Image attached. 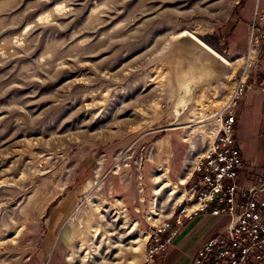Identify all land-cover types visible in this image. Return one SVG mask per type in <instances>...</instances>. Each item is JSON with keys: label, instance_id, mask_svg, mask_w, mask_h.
Wrapping results in <instances>:
<instances>
[{"label": "rangeland", "instance_id": "1", "mask_svg": "<svg viewBox=\"0 0 264 264\" xmlns=\"http://www.w3.org/2000/svg\"><path fill=\"white\" fill-rule=\"evenodd\" d=\"M255 1L0 0V264H39L58 215L79 234L64 263L140 264L214 138ZM183 32L228 63L189 94L169 57ZM245 98L238 145L261 167L263 100Z\"/></svg>", "mask_w": 264, "mask_h": 264}, {"label": "built area", "instance_id": "2", "mask_svg": "<svg viewBox=\"0 0 264 264\" xmlns=\"http://www.w3.org/2000/svg\"><path fill=\"white\" fill-rule=\"evenodd\" d=\"M255 1L253 19L243 50L235 53L238 69L234 87L220 112L219 125L206 151L193 163L188 191L169 216L152 226L144 264L172 242L185 219L208 211L232 220L197 251L194 264H264V170L250 186L239 183L243 158L237 139V114L233 107L252 90L264 106V7ZM173 220V223H172Z\"/></svg>", "mask_w": 264, "mask_h": 264}, {"label": "crops", "instance_id": "3", "mask_svg": "<svg viewBox=\"0 0 264 264\" xmlns=\"http://www.w3.org/2000/svg\"><path fill=\"white\" fill-rule=\"evenodd\" d=\"M260 96L257 92H249L245 97L243 108L250 105V95ZM243 158V167L241 169L239 182L241 185L250 186L255 179L260 175L264 170V166H255L256 162L251 163L249 160ZM100 168V167H99ZM155 177V181H156ZM187 178V177H186ZM185 178H181L180 182L184 183ZM161 185L157 189L156 193L164 187ZM184 193V192H183ZM183 193L180 198H182ZM117 203L122 205V201L117 199ZM124 207V205H123ZM125 209V207H124ZM57 217V216H56ZM50 217V228H48L47 233L43 235L42 249L40 250V259L42 260L39 264H66L62 261L69 259L65 254H70L66 249L74 242L77 243V238L79 234L73 233L72 229L66 227V223L57 229H53L54 221L61 220L65 221V218L59 217ZM67 220V219H66ZM232 217L229 215L221 216H212L208 211L198 214L190 219H185L183 224L178 227L177 233L174 236L172 242L166 247V249L156 257L154 264H194V259L197 251L213 235H216L222 232L230 223ZM147 235L146 239L148 238ZM144 241V242H145ZM147 243V241H146ZM146 243L144 246V257L140 264H144L145 260V250ZM43 256L45 257L44 259ZM36 264V263H33Z\"/></svg>", "mask_w": 264, "mask_h": 264}, {"label": "water", "instance_id": "4", "mask_svg": "<svg viewBox=\"0 0 264 264\" xmlns=\"http://www.w3.org/2000/svg\"><path fill=\"white\" fill-rule=\"evenodd\" d=\"M169 57L171 71L177 83H180L182 77L185 93L188 94L196 84L220 81L228 68V63L222 57L188 32H183L171 40ZM192 81L193 84H190Z\"/></svg>", "mask_w": 264, "mask_h": 264}, {"label": "bare ground", "instance_id": "5", "mask_svg": "<svg viewBox=\"0 0 264 264\" xmlns=\"http://www.w3.org/2000/svg\"><path fill=\"white\" fill-rule=\"evenodd\" d=\"M225 104H227V102H226ZM225 104H224V105H225ZM217 121H218V120H217ZM218 122H219V121H218ZM157 181H158V178H156V182H157ZM148 237H149V236H148ZM147 240H148V238H147Z\"/></svg>", "mask_w": 264, "mask_h": 264}]
</instances>
